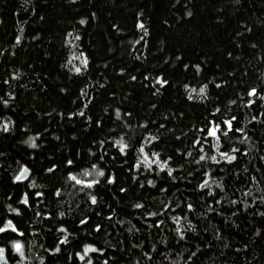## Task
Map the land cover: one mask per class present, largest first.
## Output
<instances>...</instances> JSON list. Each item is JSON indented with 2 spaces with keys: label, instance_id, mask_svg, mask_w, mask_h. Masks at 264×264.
Masks as SVG:
<instances>
[{
  "label": "trees",
  "instance_id": "trees-1",
  "mask_svg": "<svg viewBox=\"0 0 264 264\" xmlns=\"http://www.w3.org/2000/svg\"><path fill=\"white\" fill-rule=\"evenodd\" d=\"M9 220L0 264H264V0H0Z\"/></svg>",
  "mask_w": 264,
  "mask_h": 264
},
{
  "label": "snow or ice",
  "instance_id": "snow-or-ice-1",
  "mask_svg": "<svg viewBox=\"0 0 264 264\" xmlns=\"http://www.w3.org/2000/svg\"><path fill=\"white\" fill-rule=\"evenodd\" d=\"M83 22V21H82ZM139 27H141V28H143L144 26L141 24V25H139ZM85 63H86V61H85ZM77 71H79V69H77ZM159 83H161L162 85L164 84V83H166V81H158ZM201 91L203 92V89H201ZM249 95L250 96H256L257 95V92H256V90L255 89H253L250 93H249ZM81 115H83V113H81ZM233 119H235V117H233ZM225 123H226V125H227V130L228 131H231L232 130V121L231 120H229V121H225ZM5 130H7L6 128H5ZM220 131V129H219V126H217L216 128H213L210 132H209V135L210 136H212V137H215L216 139H217V141L219 140V136L217 135V133ZM237 131H241L240 129H237ZM225 136L227 135V132H224L223 133ZM245 139H247L246 137H245ZM32 146L33 147H35L36 145H35V142L33 141V143H32ZM127 147V145H124V144H121V147H120V150H121V152H124V150H125V148ZM235 151H238V149H233V152H235ZM221 155L222 156H224V157H226L227 158V160H228V162L229 163H231L232 161H234L235 159H236V156L235 155H232V156H229L227 153H221ZM205 157L204 156H201V160H203ZM211 159H213V160H215V157H211ZM69 163H71V161L69 162ZM166 165H162V168L163 167H165ZM171 169L169 170V175H171ZM28 172V170L27 169H25L24 171H22L21 173H20V175H18L15 179H16V181H20V180H22V178L23 179H26L27 178V176H26V173ZM99 175L100 176H103L104 175V173L101 171V172H99ZM72 179L73 180H76V177H72ZM113 181H109V183H112ZM76 183H81V181H79V180H76ZM207 184H208V181H205V183L204 184H202L201 185V187L203 188V187H205V186H207ZM88 187H92V185L91 184H89L88 185ZM38 195H42V194H39L38 193ZM23 203H25V204H27V197H25V199L22 201ZM92 203L93 204H95L96 203V199H95V197H93L92 198ZM136 207H142V205H137ZM189 207H191L190 205H189ZM152 215H155V213H153ZM177 222H178V220H177ZM9 229H11L13 232H16L17 231V229H16V227H15V225H13V223H12V221H7L6 222V224H5V226L4 227H0V233H2V232H5V231H7V230H9ZM97 230H99V229H97ZM61 231H64L63 229L61 230ZM20 235H23V233H19ZM67 240V237H65V241ZM65 241H61L62 243L63 242H65ZM13 247H14V249H15V251L17 252V253H20L21 254V256H23V247H22V245L20 244V243H15L14 245H13ZM97 251H99L98 249H96V248H94V247H86L85 248V254H87L88 252H97ZM3 256H4V250L2 249V248H0V259H2L3 258ZM80 259H84V257L83 256H81L80 257ZM89 264H91V262H89ZM105 264H107V262H105Z\"/></svg>",
  "mask_w": 264,
  "mask_h": 264
},
{
  "label": "water",
  "instance_id": "water-1",
  "mask_svg": "<svg viewBox=\"0 0 264 264\" xmlns=\"http://www.w3.org/2000/svg\"><path fill=\"white\" fill-rule=\"evenodd\" d=\"M28 174H29V171L26 173V176H28ZM23 179V178H22Z\"/></svg>",
  "mask_w": 264,
  "mask_h": 264
}]
</instances>
